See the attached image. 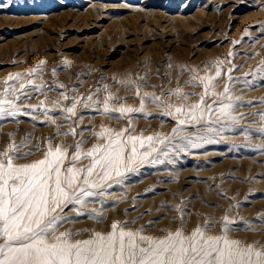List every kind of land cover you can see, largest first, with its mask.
Returning <instances> with one entry per match:
<instances>
[{
  "label": "rangeland",
  "instance_id": "rangeland-1",
  "mask_svg": "<svg viewBox=\"0 0 264 264\" xmlns=\"http://www.w3.org/2000/svg\"><path fill=\"white\" fill-rule=\"evenodd\" d=\"M262 69L264 0H0V107L15 113L0 152L31 150L14 161L27 166L59 147L63 176L120 134L133 162L74 183L93 195L56 235L199 229L264 249Z\"/></svg>",
  "mask_w": 264,
  "mask_h": 264
},
{
  "label": "snow or ice",
  "instance_id": "snow-or-ice-1",
  "mask_svg": "<svg viewBox=\"0 0 264 264\" xmlns=\"http://www.w3.org/2000/svg\"><path fill=\"white\" fill-rule=\"evenodd\" d=\"M219 75L217 72L216 76ZM231 107V104L223 106L222 113ZM104 110L109 111L107 105ZM72 111L73 108L68 109ZM14 114L0 107V115ZM121 143L120 134L111 137L103 147L83 154L91 158L86 169L69 167L63 176L61 164L66 154L59 147L27 166L16 165L14 161L30 155L31 150L19 156L16 155L19 146L0 152L4 157L0 161V238L3 239L0 264H264V249L255 250L250 245L241 248L226 239L207 238L199 229L187 237L177 230L162 239H149L113 224L110 233L87 240L74 241L68 232L56 235L63 208L83 203L82 196L93 195L83 187L74 189V183L89 184L93 175L107 179L110 170L116 171L121 164L133 162L132 157L122 155ZM80 156L79 152L74 153L72 159ZM81 173H84L82 177ZM94 186L89 184V188ZM224 219L227 221V217Z\"/></svg>",
  "mask_w": 264,
  "mask_h": 264
}]
</instances>
